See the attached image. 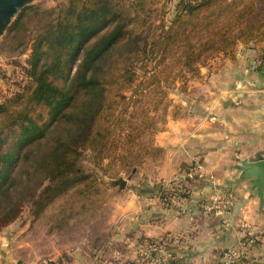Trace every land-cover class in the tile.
<instances>
[{"label":"trees","instance_id":"16d2710c","mask_svg":"<svg viewBox=\"0 0 264 264\" xmlns=\"http://www.w3.org/2000/svg\"><path fill=\"white\" fill-rule=\"evenodd\" d=\"M169 1L67 0L18 11L0 50L29 51V81L0 104V229L27 202L40 214L71 191L96 196L102 176L161 155L155 135L178 112L169 90L215 57L235 60L241 44L264 50V0H178L168 22ZM72 260L63 253L51 264Z\"/></svg>","mask_w":264,"mask_h":264},{"label":"crops","instance_id":"0c3cea01","mask_svg":"<svg viewBox=\"0 0 264 264\" xmlns=\"http://www.w3.org/2000/svg\"><path fill=\"white\" fill-rule=\"evenodd\" d=\"M261 51L241 44L235 60L221 56V68L202 67L189 88L197 97L181 99L182 113L169 116L155 135L162 156L142 169L146 182L134 188L129 183L120 193L110 231L82 245L68 247L62 241L56 259L68 253L72 264H151L140 245L166 239L174 250L171 264H217L225 250L239 247L241 224L248 222L254 241L247 242L237 264H264V200L254 194L249 180H240L236 168L243 159L264 158ZM193 168H201L204 177L189 178ZM215 192L235 196L229 215L203 209Z\"/></svg>","mask_w":264,"mask_h":264},{"label":"rangeland","instance_id":"374dc122","mask_svg":"<svg viewBox=\"0 0 264 264\" xmlns=\"http://www.w3.org/2000/svg\"><path fill=\"white\" fill-rule=\"evenodd\" d=\"M66 1L31 0V4L40 2L45 7H52L66 3ZM177 1H169L168 22H171L174 17ZM5 33L6 30L1 34L0 42ZM254 46L258 48L255 44ZM28 56L29 51L18 54L11 52L10 48L0 50V104L6 102L28 83L29 79L26 75ZM220 57L210 60L206 66L210 67L212 71L221 68L224 61ZM199 78L200 76L194 77L183 87L180 83L175 89L169 90L170 97L173 100H178V104L174 101L178 108L176 114L182 113L181 99L197 97L189 88ZM176 93L181 95L180 98L172 97V94ZM145 139L147 143V137ZM139 150L142 153L145 152L144 147H140ZM86 155L89 157L91 154L89 152ZM145 155L142 164L134 171H123L115 179L102 176L103 185L100 193L96 196L85 198L76 194L75 191H71L54 200L40 214H36L37 204L31 202L24 204L19 217L0 229V264H41L44 260L56 261L62 241L68 247L82 245L87 241H93L100 233L110 231V219L116 213L115 203L118 202L120 193L126 190L129 183L130 188H134V186H140L144 181L146 182L145 174L143 176L140 174L144 173L142 169L152 167V163L158 162L162 156V154L154 153ZM83 163L90 168L93 167L88 158ZM121 177L126 180V185L123 188L120 185L112 186L114 181ZM42 190L43 188L39 192L41 199L44 197ZM168 198L167 195V200Z\"/></svg>","mask_w":264,"mask_h":264},{"label":"built area","instance_id":"2783aa9c","mask_svg":"<svg viewBox=\"0 0 264 264\" xmlns=\"http://www.w3.org/2000/svg\"><path fill=\"white\" fill-rule=\"evenodd\" d=\"M187 176L189 178H203L204 173L201 168H193L187 173ZM175 202L180 205V202L177 200ZM234 203L235 196L231 192H215L203 204V209L207 213L227 216L231 213ZM241 229L244 233V238L239 247L225 250L217 264H237L241 261L248 243L254 241L253 238L255 235L252 225L248 222H243ZM139 251L146 259H149L151 264H171L174 257V250H172L169 241L166 239L148 240L140 245ZM41 264H51V260H44Z\"/></svg>","mask_w":264,"mask_h":264},{"label":"water","instance_id":"95a60500","mask_svg":"<svg viewBox=\"0 0 264 264\" xmlns=\"http://www.w3.org/2000/svg\"><path fill=\"white\" fill-rule=\"evenodd\" d=\"M28 4H31V0H0V36L7 30L11 19L16 13ZM236 168L241 171L240 180H249L254 194L264 200V158L257 160L243 159L236 165ZM115 182L121 188L126 185V180L122 177Z\"/></svg>","mask_w":264,"mask_h":264}]
</instances>
